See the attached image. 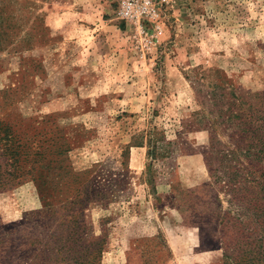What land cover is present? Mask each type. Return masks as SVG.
I'll list each match as a JSON object with an SVG mask.
<instances>
[{
    "label": "rangeland",
    "instance_id": "374dc122",
    "mask_svg": "<svg viewBox=\"0 0 264 264\" xmlns=\"http://www.w3.org/2000/svg\"><path fill=\"white\" fill-rule=\"evenodd\" d=\"M121 1L0 0V264H264V0Z\"/></svg>",
    "mask_w": 264,
    "mask_h": 264
},
{
    "label": "built area",
    "instance_id": "2783aa9c",
    "mask_svg": "<svg viewBox=\"0 0 264 264\" xmlns=\"http://www.w3.org/2000/svg\"><path fill=\"white\" fill-rule=\"evenodd\" d=\"M165 0H122L118 17L133 24L148 46L158 41L163 30L160 17ZM151 24V28L148 27ZM152 30V31H150Z\"/></svg>",
    "mask_w": 264,
    "mask_h": 264
},
{
    "label": "trees",
    "instance_id": "16d2710c",
    "mask_svg": "<svg viewBox=\"0 0 264 264\" xmlns=\"http://www.w3.org/2000/svg\"><path fill=\"white\" fill-rule=\"evenodd\" d=\"M257 205H259L257 203ZM251 244H247L250 246ZM223 246L225 248L224 260L228 264H257V256H254L252 248H246L245 254L242 252L243 249L235 244V241L231 237H225Z\"/></svg>",
    "mask_w": 264,
    "mask_h": 264
}]
</instances>
